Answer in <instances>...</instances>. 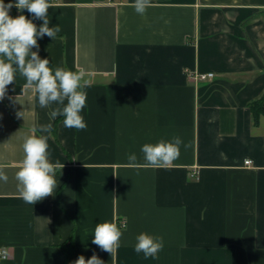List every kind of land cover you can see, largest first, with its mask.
Returning a JSON list of instances; mask_svg holds the SVG:
<instances>
[{
  "label": "crops",
  "instance_id": "crops-1",
  "mask_svg": "<svg viewBox=\"0 0 264 264\" xmlns=\"http://www.w3.org/2000/svg\"><path fill=\"white\" fill-rule=\"evenodd\" d=\"M15 0H4V3ZM54 40L37 37L41 59L83 72L87 128L51 118L16 73L0 100V264H65L96 254L104 264H264V0H48ZM39 28L43 20L13 6ZM190 73H213L204 82ZM67 101H65V104ZM23 111V118L17 113ZM52 124L51 134L40 131ZM37 131L33 133L31 129ZM48 136L57 170L53 196L19 197L24 137ZM182 140L164 168L143 164L146 143ZM247 162H251L248 164ZM87 167H85V166ZM196 174V176H194ZM121 230L113 258L92 243L99 223ZM163 238L156 258L134 250L137 236Z\"/></svg>",
  "mask_w": 264,
  "mask_h": 264
},
{
  "label": "clouds",
  "instance_id": "clouds-1",
  "mask_svg": "<svg viewBox=\"0 0 264 264\" xmlns=\"http://www.w3.org/2000/svg\"><path fill=\"white\" fill-rule=\"evenodd\" d=\"M15 6L21 12L27 9L37 19L43 20V24L37 25L25 15L21 14L13 18L9 10ZM150 0H135V11L143 15L146 8L150 7ZM51 7L48 0H15L13 3H4L0 0V100H3L7 86L15 81L19 72L26 79L22 91H33L38 94L39 105L48 107L52 103L61 105L51 112V118L64 117V126L84 130L87 124L81 115L86 105V93L83 89L89 85V81L83 79V72H74L57 67L53 70L49 67L48 59H41L38 51L37 37L45 35L53 40L60 28L50 27L48 9ZM65 101L67 103L65 104ZM23 118V111L17 113ZM52 124L40 127V131L51 134ZM37 131L35 127L31 129ZM48 136L29 135L24 137L22 145L24 158L19 170L15 174L18 181L17 191L24 202L34 205L48 196H53L57 187L55 179L56 171L62 170L64 163L53 164L48 159ZM182 140L174 137L172 142L161 140L156 144L146 143L141 151L144 154L143 164H137L135 153L128 155L129 167L164 168L170 165L180 155ZM85 166V165H84ZM86 167V166H85ZM87 168V167H86ZM0 181L7 183L8 176L0 168ZM122 232L115 223H99L94 230L92 243L108 252L114 258L120 246ZM134 250L143 253L145 258H156L163 249V238L141 233L137 236ZM74 264H104L96 254L90 259L79 256Z\"/></svg>",
  "mask_w": 264,
  "mask_h": 264
},
{
  "label": "trees",
  "instance_id": "trees-1",
  "mask_svg": "<svg viewBox=\"0 0 264 264\" xmlns=\"http://www.w3.org/2000/svg\"><path fill=\"white\" fill-rule=\"evenodd\" d=\"M251 111H252L254 123L258 124L259 121L262 118H264V96L252 104ZM64 249H65V256H66L65 264H74V262L71 261L70 259V253L68 249L67 248H64Z\"/></svg>",
  "mask_w": 264,
  "mask_h": 264
},
{
  "label": "built area",
  "instance_id": "built-area-1",
  "mask_svg": "<svg viewBox=\"0 0 264 264\" xmlns=\"http://www.w3.org/2000/svg\"><path fill=\"white\" fill-rule=\"evenodd\" d=\"M189 79H191L194 82H204L209 79H212L214 77L213 73H207V74H202V73H190L188 74ZM250 164L251 162H247ZM196 176V174H194ZM0 257L2 259H7L9 257V253L7 250H0Z\"/></svg>",
  "mask_w": 264,
  "mask_h": 264
}]
</instances>
